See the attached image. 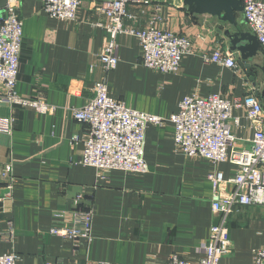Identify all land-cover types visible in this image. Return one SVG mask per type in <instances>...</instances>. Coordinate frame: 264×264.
<instances>
[{"label": "crops", "instance_id": "0c3cea01", "mask_svg": "<svg viewBox=\"0 0 264 264\" xmlns=\"http://www.w3.org/2000/svg\"><path fill=\"white\" fill-rule=\"evenodd\" d=\"M18 3L24 37L16 91L44 100L55 111L43 114L0 105V119H13L11 133H0V198L7 192L2 174L10 163L15 180L12 197L0 208V256L15 253L20 256L18 264H167L172 255H179L187 264H200L201 248L220 220L212 210L213 188L207 175L220 170L229 178L235 169L184 156L174 143V126L168 119L191 95H220L234 101L254 87L224 35L234 28L209 14L188 13L183 0L130 4L128 12L136 20L125 19L127 26L141 30L154 25L187 35L193 52L177 74H162L144 67L138 41L122 35L117 39L119 64L106 72L100 54L108 34L95 26L105 19L88 3L74 22L49 17L42 0ZM238 20L242 30L250 32L243 13ZM218 49L236 57V70L204 61L205 53ZM262 59L259 55L257 63ZM104 78L111 98L166 121L146 132L145 174L101 173L81 163L83 144L73 138L85 137L87 127L74 120L72 111L95 97L94 85ZM233 118L239 119L238 125L231 123L237 146L245 147L255 126L242 110L235 109ZM79 197L83 209L91 205L94 209L91 243L51 233L72 223ZM9 222L12 236L7 235ZM228 228L232 249L221 263L252 264L254 250L264 248V206L239 208Z\"/></svg>", "mask_w": 264, "mask_h": 264}, {"label": "built area", "instance_id": "2783aa9c", "mask_svg": "<svg viewBox=\"0 0 264 264\" xmlns=\"http://www.w3.org/2000/svg\"><path fill=\"white\" fill-rule=\"evenodd\" d=\"M9 0L0 13V105L11 109H34L51 114L55 108L42 99L25 98L18 94V70L23 45V21L18 15V2ZM243 18L264 49V3L256 0H241ZM18 3V4H17ZM43 11L52 19L60 21L77 20L79 10L85 3L89 9L103 16L105 21L95 24L108 34L100 60L106 72L114 70L120 61V47L117 39L122 35L134 37L142 51L144 67L162 74H177L182 61L193 52L189 36L162 30L154 25L145 29L127 26L125 19L135 21L128 12L130 4H149L150 0H42ZM206 63H215L230 69H237L238 62L232 54H222L218 49L212 54L205 53ZM253 87L243 98L231 101L220 95L186 97L179 105L178 112L168 121L174 126V143L188 158H205L214 166L227 163L234 167L235 175L225 178L220 170L207 175L212 183L211 206L220 215L217 225L210 231L207 243L201 248L200 264H222L223 257L231 253L228 224L239 208L264 206V105ZM95 97L82 108L73 109L74 120L86 125V136L76 135L74 142L83 144L82 161L86 167L98 172L122 171L127 174H145L148 165L144 159L146 132L151 126L162 127L161 117L134 111L108 95L105 78L94 85ZM235 109L242 110L245 118L255 126L253 139L245 147L237 146L232 124H239L233 118ZM13 119H0V133H11ZM3 180L7 190L0 203L12 197L14 188L13 165L6 166ZM233 187V190H229ZM79 197L72 211V223L53 228L51 233L77 242L85 238L92 242L93 206L81 207ZM62 217V213L58 215ZM7 235L12 236L13 224L9 222ZM20 256H0V264H18ZM47 264H65L62 261ZM86 264H99L87 262ZM167 264H187L179 255H172ZM252 264H264V248L253 253Z\"/></svg>", "mask_w": 264, "mask_h": 264}, {"label": "water", "instance_id": "95a60500", "mask_svg": "<svg viewBox=\"0 0 264 264\" xmlns=\"http://www.w3.org/2000/svg\"><path fill=\"white\" fill-rule=\"evenodd\" d=\"M9 0H0V13L5 9ZM187 12L194 15L209 14L234 28L227 29L224 35L229 40L230 50L240 57V67L246 73L255 87L261 89L259 98L264 105V49L257 37L241 28L238 16L243 13L241 0H183ZM262 55V63H257ZM2 204L0 203V208Z\"/></svg>", "mask_w": 264, "mask_h": 264}]
</instances>
